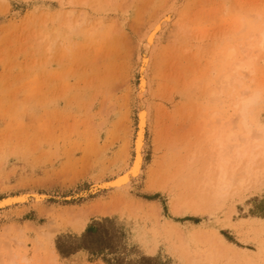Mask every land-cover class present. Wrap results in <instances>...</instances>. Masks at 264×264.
Here are the masks:
<instances>
[{
	"label": "rangeland",
	"instance_id": "rangeland-1",
	"mask_svg": "<svg viewBox=\"0 0 264 264\" xmlns=\"http://www.w3.org/2000/svg\"><path fill=\"white\" fill-rule=\"evenodd\" d=\"M164 15L150 46L146 34ZM261 32L264 0H0V200L13 197L0 207V264H106L58 249L106 218L129 258L264 264V187L196 201L221 130L239 135L226 146H246L238 95H257L246 114L252 137L264 133ZM250 58L244 84L222 86L233 62ZM141 109L142 172L127 188H99L133 166ZM236 150L227 170L242 168Z\"/></svg>",
	"mask_w": 264,
	"mask_h": 264
},
{
	"label": "bare ground",
	"instance_id": "bare-ground-1",
	"mask_svg": "<svg viewBox=\"0 0 264 264\" xmlns=\"http://www.w3.org/2000/svg\"><path fill=\"white\" fill-rule=\"evenodd\" d=\"M168 16L165 17V15H164L163 16V17H165L164 20L161 19L162 18L161 17L160 20H158L156 23L154 22L155 24L151 27L150 31H148L149 33L146 34V39H147L148 45L151 46L154 43L155 38L157 37L159 31L162 28L163 22L169 19ZM261 33L263 34V36H262L261 40L259 41V47H260V50L264 51V32H261ZM233 54H234V52L233 51H230L229 53H227V55L225 56V58L226 59L227 58L230 59L233 56ZM251 58L250 59H247V60L246 59H243V60L236 59L233 62V65L234 66L232 68L235 71L234 72H228V73H226L222 77V86H225L227 88H229L230 86H232V88H233V86H234L233 84H235V83L237 85L241 86L242 83H243L242 82V79L244 77H242V74H241V72H240L239 69H244V70H249V71H254L255 70V67H254V62L255 61L253 59H251ZM143 61H144V59H143ZM148 61H150V60H147V58H146L145 63H147ZM140 64H142V63H140ZM141 68H143V67L141 66ZM142 75L143 74H141V76ZM143 77H141L142 80H140L141 81V86H140L141 87V90H140L141 92L145 91L146 88L148 89V87H147V79H146L145 75ZM222 86L219 85V89ZM212 89H214V88H212ZM224 89L226 90V88H224ZM224 89H222V90H224ZM211 92H209L211 95L217 96V93L215 95L214 93H211ZM220 92H223V91L220 90ZM139 94H141V93H139ZM243 94L244 93H242V95H238V98L236 97V100L238 99L237 105L238 104L241 105V108H240L241 115L239 113V116L238 117H240V116L242 117L243 127L250 133V134H248L247 137H245V140L243 142V145L246 144V146L243 149L241 148V145L240 144H234V145L232 144V146H230L229 144H227L229 146H226L225 143H226L227 140L228 141L229 140L234 141L235 139H238L239 138V135H236L234 132H231L229 130L228 131L227 130L226 131L225 130H221V133H223V136H220V137L218 135V134H220V132L217 133V136H215V137H219V139H218L219 140V147H218V149L215 152H214V150L213 151L210 150L213 153V155H214V156L211 155L212 160H214L212 162L214 163L215 160H216V162H215L216 164H215V166H211L212 164L211 165L209 164L208 166L213 167V168L212 169H210V168L205 169L203 175H201V177H200L202 179L200 181V185L198 184L199 186H197V189L199 188L198 190H200V191H198L197 189L195 191H198L199 192V195L201 194L200 195V198L201 199H196L197 203H203V202H207L208 203L210 201V204L211 203L214 204L215 202H219V201L223 200V198H225V197L228 196L229 192H228V194L226 196L227 190L229 188H231L232 186H233V188H235V186H236V190L234 189L232 192L237 191V193H238V190H242V189L243 190L244 189L245 190L246 189L248 190L250 187H252V188L255 187V189H259V188H263L264 187V142L258 143L257 140L255 139L256 137L260 136L261 134H262L261 135V138L264 139V133L258 132L260 134H258L257 136L255 135V137L253 135L254 138L252 137V134H251L252 127L250 126V123L248 122L249 115L246 114L247 113V110L250 113V110L252 108V105L254 104L255 101H258V99H257V95H254V96H251V97H249L247 99L246 98L244 99L242 97ZM139 116H140L139 117V120H138L139 121V124H138V128H137V133H136V136H135V139H134L135 156H134L133 166H131V169H130L129 172H128V169H127V172L126 173H122L119 176L117 175V177H115L112 180L99 182L100 184L99 183L96 184V185L99 186V188H102V189L103 188H113V187L114 188H124V187L127 188L128 186H130L131 179L133 177H136V176L140 175V173L142 172L143 161H144V157H143V147H144V144H145V133H146V127H147V121H148V111L146 109H141ZM212 123H210V124L211 125H214L216 122L213 123V124ZM218 123L219 122H217L216 125L215 126H212V127H214V128L217 127L220 124V123L219 124ZM229 123H231V122H229ZM223 124H225V123H223ZM211 125H210V127H211ZM220 126H221V124H220ZM225 126H226V124H225ZM209 131H212V130H209ZM217 131H218V128H217ZM261 132H264V131H261ZM210 134H211V132L209 133V136H210ZM212 134H214V133H212ZM207 136H206V138H208ZM212 137H213V135L211 136V138ZM215 137H214V139L216 140ZM242 137H244V136H242ZM203 144H200V145H203ZM234 148L237 149L235 151V153L233 151V155L235 156V159L237 157L239 159L241 158L243 160V164L240 165L242 167V168L240 167L241 170L240 169H236L235 166H231V169H232V171H231L229 169V167H228V170L231 171V173H229L230 174V178L229 179L231 181H227V173L229 171L226 169L227 168L226 166L228 164L225 163V162H227V161H225V159H226V157H229V154L228 153L230 151H232ZM198 150H199V148H198ZM208 153H210V152H208ZM227 154H228V156H227ZM192 158H190V159H192ZM211 158H210V160H211ZM240 162L241 161H239V163ZM188 167L190 168V165ZM237 171H239V172H237ZM229 174H228V177H229ZM196 179H198V177H196ZM193 182H195V181H193ZM195 191L192 190V192H194V193H195ZM232 192H231V194H233V195L234 194H237V193H232ZM27 193H25V197L28 196ZM34 193L37 194V192H34ZM28 194H30V193H28ZM231 194H229V196ZM21 195L23 196V194H20V196ZM39 195H41V194H39ZM12 198H8V199L6 198L4 200H0V207H1V205L9 204L13 200ZM196 209L199 210V211H203V210L206 211V209L203 206H200V205H198V207H196ZM79 223H81V222H79ZM74 225H76V224H74ZM85 226L86 225L84 223L83 224H79L78 225V229L84 230L85 229ZM75 227H77V226H75Z\"/></svg>",
	"mask_w": 264,
	"mask_h": 264
},
{
	"label": "trees",
	"instance_id": "trees-1",
	"mask_svg": "<svg viewBox=\"0 0 264 264\" xmlns=\"http://www.w3.org/2000/svg\"><path fill=\"white\" fill-rule=\"evenodd\" d=\"M261 208L256 213L264 216V200ZM124 234L120 226L110 218L93 221L86 232L77 237V242L58 243L61 254L69 255L78 249H85L93 256L103 257L106 264H166L159 257L140 256L137 258L128 257V248L123 240Z\"/></svg>",
	"mask_w": 264,
	"mask_h": 264
}]
</instances>
